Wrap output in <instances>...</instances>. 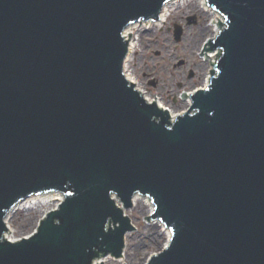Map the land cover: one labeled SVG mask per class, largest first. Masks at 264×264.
<instances>
[{
  "label": "water",
  "instance_id": "water-1",
  "mask_svg": "<svg viewBox=\"0 0 264 264\" xmlns=\"http://www.w3.org/2000/svg\"><path fill=\"white\" fill-rule=\"evenodd\" d=\"M171 1L0 0V264L122 257L137 195L172 231L146 264H264V0H207L225 23L202 51L221 53L174 117L125 76L126 29ZM51 192L59 208L5 240Z\"/></svg>",
  "mask_w": 264,
  "mask_h": 264
},
{
  "label": "rangeland",
  "instance_id": "rangeland-1",
  "mask_svg": "<svg viewBox=\"0 0 264 264\" xmlns=\"http://www.w3.org/2000/svg\"><path fill=\"white\" fill-rule=\"evenodd\" d=\"M188 16H196L197 24L188 25ZM214 19L201 7L200 0H188L176 6L164 24L157 26L151 23V26L146 28L144 25L133 32L137 40L136 50L128 61L127 73L137 80L147 98L162 103L172 116L189 109L190 104L183 99V95L205 87L208 76L214 71L202 51L219 31L213 25ZM175 24L184 28L180 42L175 40L173 31H169ZM57 202L14 211L9 218L11 235L14 238L30 236ZM150 210L151 207L141 198L126 210L136 229L127 234L122 257H105L104 264H146L151 255L163 251L169 238L157 225L159 222L145 218L151 215Z\"/></svg>",
  "mask_w": 264,
  "mask_h": 264
},
{
  "label": "bare ground",
  "instance_id": "bare-ground-1",
  "mask_svg": "<svg viewBox=\"0 0 264 264\" xmlns=\"http://www.w3.org/2000/svg\"><path fill=\"white\" fill-rule=\"evenodd\" d=\"M188 0H173L171 1L170 3L167 4L164 12H163V15L161 17V20L160 21H156V22H153V24H156L157 26L158 25H161V24H164L166 21H167V18L170 16L171 14V11L178 5L186 2ZM200 4H201V7L203 9H205L206 11H208L209 13H211L213 15V17H215L214 21H213V25H216V27H218L217 29L219 30L217 32L216 35H218V33L222 30V21H221V16L218 12H216L214 9L210 8L209 5L207 4L206 0H200ZM151 23L152 22H140L139 23H136L132 26H130L127 30H126V33H125V36H126V39L129 41V45H130V55H129V58L126 62V67H125V76L127 77V79L134 83L136 88L140 91L143 92V94L145 95V92L143 91V88L140 89L139 88V83H137V80L133 77H131V75H129L127 72H128V61L129 59H131V56L135 53V50H136V42L137 40L135 39L134 35H133V32L139 28H143V26L145 25V27H149L151 26ZM215 35V36H216ZM214 36V37H215ZM206 51V50H205ZM221 51L218 50V51H211V52H208V53H205V57H206V60H208L209 62H211L213 65L216 64V61L220 55ZM217 56V58H216ZM216 59V60H215ZM215 60V61H214ZM211 78L210 76H208L207 80H206V84H208L210 82ZM192 94V93H190ZM146 97V95H145ZM147 98V97H146ZM147 100L149 102H155L158 104L159 107H162L164 109H167L165 108V106H163L162 103L158 102L157 100H151L149 98H147ZM188 104H191V99L188 98V100H185ZM59 197L61 198V195H53L51 193H45V194H42V195H35L31 198H29L27 201L21 203L16 209H20V208H26V209H29L31 206H35V205H38V204H47V203H50L54 198L53 197ZM142 199L144 202H146V204L149 206V208L151 207V214L153 213L154 211V208H155V205L154 203L152 202V200L149 198V197H142L140 195H137L134 199V203L136 204V201L138 199ZM35 208V207H34ZM159 222L157 225L160 226L162 228V230L167 234L168 238H169V241L172 237V231L169 229V228H166L164 224H162L160 221H157ZM162 224V225H161ZM167 229H165V228ZM10 233H12L11 231V228H10ZM13 239V238H12ZM168 241V243H169ZM150 258V257H149ZM148 262V261H147Z\"/></svg>",
  "mask_w": 264,
  "mask_h": 264
},
{
  "label": "flooded vegetation",
  "instance_id": "flooded-vegetation-1",
  "mask_svg": "<svg viewBox=\"0 0 264 264\" xmlns=\"http://www.w3.org/2000/svg\"><path fill=\"white\" fill-rule=\"evenodd\" d=\"M192 15H196V14H192ZM188 19H189V16L187 17V21H188ZM169 31H170V32L173 31L172 33L174 34V27H173V29H172V28H169ZM174 36H175V35H174ZM145 77H147V76H145ZM147 79H148V78H147Z\"/></svg>",
  "mask_w": 264,
  "mask_h": 264
},
{
  "label": "built area",
  "instance_id": "built-area-1",
  "mask_svg": "<svg viewBox=\"0 0 264 264\" xmlns=\"http://www.w3.org/2000/svg\"><path fill=\"white\" fill-rule=\"evenodd\" d=\"M57 198H58V200H62V196H61V198H59V197L57 196ZM11 236H12V235H11ZM11 236H10L9 234L7 235L8 238H11Z\"/></svg>",
  "mask_w": 264,
  "mask_h": 264
}]
</instances>
